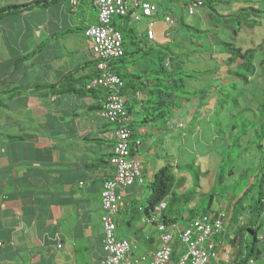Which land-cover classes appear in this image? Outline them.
Returning <instances> with one entry per match:
<instances>
[{"label": "crops", "instance_id": "0c3cea01", "mask_svg": "<svg viewBox=\"0 0 264 264\" xmlns=\"http://www.w3.org/2000/svg\"><path fill=\"white\" fill-rule=\"evenodd\" d=\"M43 1L0 0V9ZM97 20L95 0H78L77 7L58 0L0 21V264H100L107 258L102 190L115 173V129L105 117V102L79 95L91 96L83 111L69 106L67 97L74 95L37 89L72 72L87 75L79 67L96 59L84 31ZM167 131L144 127L132 141L143 160V179L119 190L125 205L115 221L118 237L133 245V259L161 243L145 208L148 187L169 159H150L154 143L162 140L156 136L167 137ZM133 241L150 251L137 254ZM219 247L222 264L232 256L224 241Z\"/></svg>", "mask_w": 264, "mask_h": 264}, {"label": "trees", "instance_id": "16d2710c", "mask_svg": "<svg viewBox=\"0 0 264 264\" xmlns=\"http://www.w3.org/2000/svg\"><path fill=\"white\" fill-rule=\"evenodd\" d=\"M168 1L171 4L181 2L197 4L198 2V0ZM233 1L236 0H203V7L208 11V15L212 20H214V17H219L224 21H228L227 23H232V25L234 23L238 26L252 28L251 23L256 25L257 20L264 19V12L253 8L240 10L236 14L228 16L221 15L216 11L217 6H229ZM57 2L58 0H48L36 2L33 5L6 7L0 9V21L12 16L23 15L30 9L55 5ZM120 29L124 36L125 54L120 59L107 62V69H99V64L103 61L95 60L79 67V69H82L81 72H86V76L78 78L73 76L74 72H72L58 84L41 86L37 89L48 90L49 94L55 96L90 94L98 97V99H103L105 102L104 107L111 95L123 96L126 99L125 107L131 119L128 123L132 134L130 139L131 148L133 146L132 141L140 139V130L144 127H154L160 123H172L176 127L177 115L183 111V107L181 108L177 104L178 100H185L188 104H191L197 102L200 98L209 101L214 99L217 102L214 108L217 117L222 112L225 113L227 107L231 106L227 99H230L233 103V112L240 108L239 99L243 95V89L238 88V84L248 85L250 78L255 74L254 60L257 50L243 52L242 49L232 48L220 53L221 55L234 54L233 58L223 62L227 67V82L232 83L233 92H235V95L233 94L231 98L217 86L215 87V84H210L203 90L190 93L186 91V80H194L202 75L211 76L216 70L200 72L185 70L186 62L184 58L188 56L174 53L166 45H151L148 42L141 41L134 30L124 31V29ZM232 29L238 34L237 29ZM202 34H209V31H204ZM220 44L223 43L220 42ZM230 46H234V44H230ZM94 58L96 59L95 56ZM105 73L118 74L122 79V86L114 89L89 90L88 85ZM180 94L189 95L192 98L181 99ZM202 108L211 109L209 104H202ZM258 111L263 117V123L258 129L255 128V123L247 120L246 113L248 111L232 115L231 124L228 127L233 132L242 127L250 128L243 132V137L254 131L258 141L254 139L251 145L256 147L259 155L256 168L248 167L243 171L240 177L243 184L235 185L233 197L228 202L229 211L224 221L223 232L216 238V242L222 243L224 241V245L228 247L232 256L230 258L231 264H264V240L262 239L264 233V102L258 107ZM220 133L223 136L226 135L225 131ZM236 137L237 135L234 136V143L229 144L227 156H231L234 149H243L239 140H235ZM247 149H249L248 146L244 148V152L239 153L237 160L244 156ZM227 160L226 157L224 162ZM188 168L194 169L195 167L180 168L168 164L148 187L146 203L149 208H145V213L148 220L155 227L158 228L160 225H164L170 229L173 225L179 224V219L185 226H188L201 215L217 216L221 214L220 211L211 209L214 196L210 193L201 194L199 192L201 189L199 178L197 179L198 182H192L191 188L185 193H180V187L184 182L186 183L187 179L185 177L178 178L176 171L182 173L183 170ZM203 175L206 176V172ZM225 175L226 173L224 177H221L222 180L225 179ZM234 175L235 172L232 168L228 176ZM197 195L209 198L210 207L207 210L196 207L187 211L185 208L194 205ZM164 201H169L168 207L166 210L161 211L160 205ZM155 219H158L156 220L157 223ZM173 259L177 261L179 258L174 254Z\"/></svg>", "mask_w": 264, "mask_h": 264}, {"label": "rangeland", "instance_id": "374dc122", "mask_svg": "<svg viewBox=\"0 0 264 264\" xmlns=\"http://www.w3.org/2000/svg\"><path fill=\"white\" fill-rule=\"evenodd\" d=\"M152 1L158 4L160 16L155 20L154 41H150L147 37L149 19L131 24H128L126 20H117L116 24L119 28L124 29V31L134 30L136 36L141 41L148 42L151 45H166L174 53L188 56L184 58L186 62L185 70L195 72L216 70L211 76L202 75L194 80H186V91L190 93L203 90L210 84H215V87L217 86L231 98L233 94L235 95V92H233L232 83L227 82V67L223 62L224 60L227 61L233 58L234 54L221 55L220 53L232 48L242 49L243 52L257 50L254 60L256 66L255 74L250 78L248 85L238 84V88L243 89V95L239 99L240 108L236 109L235 112L232 109L233 103L226 97L223 98H226L231 106L227 107V111L225 113L222 112L218 117L214 109L217 102L214 99L209 101L200 98L197 102H192L191 104H188L185 100H178V106L183 107V114L177 115L178 120L176 123L183 120L186 124V129H175L172 123H160L153 127L155 129H166L170 135L167 137L163 135L156 136V139L162 138V140L154 143L150 159L160 161L159 158L163 155L166 158L169 157V159L162 160L165 167L168 164L180 168L195 167L194 169H185L182 173L176 175L177 177L182 175L187 179L186 183L184 182L180 187V193H185L191 188L192 182H198L197 179L199 178V185L201 186L199 192L201 194L210 193L214 196L211 209L213 211L227 212L229 211L228 202L233 197L235 185L243 184V180L240 178L242 172L248 169V167L252 169L256 168L259 160L256 147L251 145L254 139L258 141L256 133L253 131L243 137V132L250 128L242 127L238 131L233 132L228 127L231 124L232 115L242 111H248L246 118L249 122L255 123L256 129L263 123V117L258 111V107L264 102V19L257 20L258 23L256 25L251 23L253 27L249 28L238 26L234 23L232 25V23H227L228 21H224L219 17H214V20L210 16L206 18L208 11L204 7H196L195 15L189 16L186 6L192 4L191 2L171 4L168 0ZM250 8L264 12V0H236L229 6H217L216 11L221 15L228 16L236 14L240 10ZM170 13L179 19L178 25L174 27H170L166 23L167 15ZM214 16L216 15L214 14ZM232 28L237 29L238 34ZM177 29L179 30L177 31ZM202 31H209V34H202L204 33ZM168 35L170 37H167ZM220 42L223 44H220ZM230 44H234V46H230ZM92 60L89 57V61ZM221 95L223 96L224 94ZM90 97L79 95L68 96L67 98L70 99L68 104L69 106H80L82 107L80 110L83 109L84 111L85 108L83 106L88 104L86 98ZM180 97L181 99L192 98L184 94H180ZM202 104H210L209 107L212 110L208 108L201 109ZM195 109L197 110L194 116L192 111ZM74 111L75 109L73 108L68 110V112ZM220 123L221 125H219ZM221 131H225L226 135H221ZM156 132L154 131V133ZM235 135H237L235 140H239L243 149H234L233 154L227 156L229 144L234 143L233 139ZM247 146L249 149L246 150L242 158L237 160L239 153L244 152V148ZM134 147L132 146L133 150H135ZM209 155L211 156L209 157ZM226 157L228 160L224 162ZM232 168L235 175L228 176ZM205 172L206 176L203 175ZM225 173V179L222 180L221 177H224ZM221 182L223 183L221 184ZM196 207L207 210L210 207L209 198L197 195L194 205H190V207L188 206L185 209L189 211L190 208ZM178 225L185 226L180 219ZM160 234L161 236L163 235L162 232H158L157 236L159 237ZM133 244H138L137 254H140L141 250L144 253L150 251L147 245L141 246L140 243H135L134 241ZM155 246L152 245V250H154Z\"/></svg>", "mask_w": 264, "mask_h": 264}, {"label": "built area", "instance_id": "2783aa9c", "mask_svg": "<svg viewBox=\"0 0 264 264\" xmlns=\"http://www.w3.org/2000/svg\"><path fill=\"white\" fill-rule=\"evenodd\" d=\"M69 5L77 7L78 0H69ZM95 7L98 23L88 27L85 36L92 42L96 59L103 61L99 64L101 70L107 69V62L124 55L123 34L114 26L116 19L128 18L131 22H139L145 17L154 18L159 13L158 4L150 0H95ZM187 12L194 15L195 8L190 7ZM178 21L173 14L166 18L170 25ZM149 27L148 36L153 39L154 23L151 22ZM120 86L122 80L118 75L105 73L93 80L88 89H114ZM105 113L110 123L117 127V143L111 159L115 175L113 179L105 181L102 190L104 213L101 220L105 232L104 250L107 258L100 264H219L221 253L216 238L223 231L226 212L217 216L201 215L188 226L175 225L169 229L160 225L159 230L163 235L159 248L146 256L136 259L131 257V243L117 236L115 216L124 207V196L119 190L125 191L142 178V164L138 159L131 158L125 99L117 94L111 95L105 104ZM167 204L162 203L160 209H166ZM262 239L264 240V233ZM174 254L179 258L177 261L173 259ZM222 264H231V261L226 260Z\"/></svg>", "mask_w": 264, "mask_h": 264}, {"label": "clouds", "instance_id": "9594fccd", "mask_svg": "<svg viewBox=\"0 0 264 264\" xmlns=\"http://www.w3.org/2000/svg\"><path fill=\"white\" fill-rule=\"evenodd\" d=\"M150 1H152V0H150ZM203 0H198V2H197V4L196 3H192V4H189V5H187L186 7H187V11H188V9L190 8V7H194L195 9H196V7H203ZM97 10V9H96ZM195 13H196V10H195ZM195 13H194V15H195ZM97 14H98V12H97ZM170 14H172V13H170ZM170 14H168V15H170ZM167 15V16H168ZM174 15V14H173ZM189 15V14H188ZM194 15H189V16H194ZM160 16H159V13H158V15L156 16V17H154V18H149V17H145V18H143L141 21H143L144 19H149V23H148V27H147V37L149 38V36H148V31H149V29H150V23L151 22H153L154 23V28H155V24H156V21L155 20H157L158 18H159ZM117 20H126V22L128 23V24H131V23H137V22H131L129 19L127 20V18L126 19H116V21ZM116 21H115V23H114V26L116 27V28H118L120 31H121V29L117 26V24H116ZM141 21H139V22H141ZM97 23H98V20H97ZM167 23V22H166ZM168 24V23H167ZM170 25V24H169ZM175 25H178V22L176 23V24H174V25H170V27H174ZM90 27V26H89ZM154 28H153V31H154ZM86 30H87V28H86ZM86 30L84 31V34H85V32H86ZM204 32V31H203ZM123 34V33H122ZM167 37H170V35H168ZM154 39H155V34H154V38L153 39H150L149 38V40L150 41H154ZM92 43V42H91ZM123 43H124V36H123ZM123 47H124V44H123ZM124 54H125V47H124ZM95 56V55H94ZM124 56V55H123ZM122 56V57H123ZM121 57V58H122ZM117 59H120V58H117ZM97 60V59H96ZM113 60H116V59H113ZM113 60H111V61H113ZM186 67V66H185ZM212 70V69H211ZM208 71V70H207ZM116 75H118V74H116ZM119 76V75H118ZM122 80V79H121ZM121 87V86H120ZM118 95V94H117ZM119 96H121V95H119ZM122 98H124L123 96H121ZM125 99V98H124ZM125 104H126V99H125ZM210 105V104H209ZM126 108V107H125ZM126 111H127V109H126ZM104 114H105V117H106V113H105V107H104ZM127 114H128V112H127ZM107 118V117H106ZM107 120H108V118H107ZM131 121V119L129 118V114H128V122L126 123V126H127V128H128V131H129V133H130V138H129V140H128V143H129V148H130V152H131V158H136V159H138L140 162H141V164H142V173H143V160L141 159V157L140 156H138V155H135L134 153H133V151H132V148H131V143H130V139H131V137H132V134H131V132H130V129H129V127H128V123ZM108 122L110 123V121L108 120ZM113 127H114V129H115V141H116V143H117V138H116V125H114V124H112V123H110ZM176 125V128L177 129H181V130H185L186 129V124L182 121V122H179V123H176L175 124ZM181 125H183V127H181ZM148 128V127H147ZM152 128V127H151ZM116 143H114V147H115V145H116ZM139 145V144H138ZM114 147H113V155H114ZM136 148H137V146H136ZM113 157V156H112ZM112 157H111V159H112ZM168 159V158H167ZM110 163H111V160H110ZM112 165V164H111ZM172 165V164H171ZM113 166V165H112ZM114 170H115V168H114ZM177 174H180V172H178V171H176V175ZM114 175H115V173H114ZM183 177V176H182ZM114 178V176L111 178V179H113ZM179 178V177H178ZM181 178V177H180ZM143 179V175H142V178L140 179V180H138V181H141ZM107 180H110V179H107ZM106 180V181H107ZM137 181V182H138ZM137 182H135V183H137ZM105 183V182H104ZM134 185V184H133ZM132 185V186H133ZM131 187V186H130ZM129 188V187H128ZM127 188V189H128ZM126 189V190H127ZM125 190V191H126ZM124 196V195H123ZM164 202H166V203H169V201H164ZM163 202V203H164ZM124 205H125V203H124ZM161 206V205H160ZM167 207H168V204H167ZM166 207V208H167ZM122 210V209H121ZM120 210V211H121ZM164 210H166V209H164ZM162 211V210H161ZM228 212V211H227ZM227 212H226V214H227ZM222 213V212H221ZM117 215V214H116ZM117 224V223H116ZM178 225V224H177ZM173 226H175V225H173ZM172 226V227H173ZM179 226H182V225H179ZM171 227V228H172ZM224 227V226H223ZM117 230H118V227H117ZM158 230H159V227H158ZM160 231V230H159ZM161 232V231H160ZM223 232V231H222ZM221 235V234H220ZM219 235V236H220ZM218 236V237H219ZM127 240V239H126ZM129 241V240H128ZM217 243V245H218V249L220 248L219 247V242H216ZM220 251V250H219ZM221 253V252H220ZM221 257V256H220ZM221 259V258H220ZM227 260H230V259H227ZM226 261V260H225ZM224 261V262H225ZM223 262V263H224ZM219 264H221L220 263V261H219Z\"/></svg>", "mask_w": 264, "mask_h": 264}]
</instances>
